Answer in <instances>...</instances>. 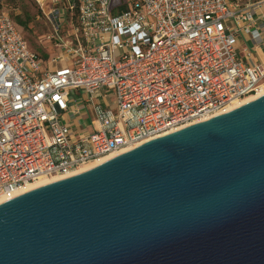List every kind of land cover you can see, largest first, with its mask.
Returning <instances> with one entry per match:
<instances>
[{
  "label": "built area",
  "instance_id": "obj_1",
  "mask_svg": "<svg viewBox=\"0 0 264 264\" xmlns=\"http://www.w3.org/2000/svg\"><path fill=\"white\" fill-rule=\"evenodd\" d=\"M34 1L67 63L43 70L0 9V203L40 177L72 176L226 112L264 85V67L236 49L239 36L261 39L264 0H129L126 9L113 0ZM72 91L94 113L80 128L63 119Z\"/></svg>",
  "mask_w": 264,
  "mask_h": 264
},
{
  "label": "water",
  "instance_id": "obj_2",
  "mask_svg": "<svg viewBox=\"0 0 264 264\" xmlns=\"http://www.w3.org/2000/svg\"><path fill=\"white\" fill-rule=\"evenodd\" d=\"M0 264H264V94L0 203Z\"/></svg>",
  "mask_w": 264,
  "mask_h": 264
},
{
  "label": "rangeland",
  "instance_id": "obj_3",
  "mask_svg": "<svg viewBox=\"0 0 264 264\" xmlns=\"http://www.w3.org/2000/svg\"><path fill=\"white\" fill-rule=\"evenodd\" d=\"M257 0H241L242 3ZM126 2V4H124ZM129 0H113L112 8H128ZM0 9L8 14V16L15 21V18L25 22L26 26L22 29V34L29 46V48L35 52L42 60L43 70H53L59 68L66 58H62L63 48L58 49L55 45V40L51 38L52 26L44 14V12L38 7L34 0H2ZM47 11V9H45ZM16 22V21H15ZM70 28L68 21L62 23L59 34L65 38L66 34H70ZM246 46H250L246 44ZM58 57V58H57ZM80 95V94H79ZM71 96V95H70ZM84 98V99H83ZM82 102L85 104L86 95H83ZM84 100V101H83ZM83 116L90 119L94 118V114L91 109L87 114L86 109H82ZM85 110V111H84ZM88 118V120H89ZM88 120L86 122H88Z\"/></svg>",
  "mask_w": 264,
  "mask_h": 264
},
{
  "label": "crops",
  "instance_id": "obj_4",
  "mask_svg": "<svg viewBox=\"0 0 264 264\" xmlns=\"http://www.w3.org/2000/svg\"><path fill=\"white\" fill-rule=\"evenodd\" d=\"M256 15L261 18L259 20L261 24L260 26L263 30L261 39L254 41L247 36H239L236 40V49L239 52V55L241 57L245 56L246 53H249L250 54L249 61L251 63H260L264 67V6L261 9H258L256 11ZM246 44H249L250 46L248 47L246 46ZM64 64L66 63H63L62 65ZM70 95H71V100L68 104L67 112L63 114V119L67 123H69L72 127L80 128L86 123V121L89 118V116L88 118L86 116H83L84 114H82V111H83L82 109L84 108L86 109V106H87L86 115H88V111L89 109H91V107L87 105L86 103L83 104V102L81 101L83 98V95H86L83 92L72 91L70 92ZM89 120L91 119L89 118Z\"/></svg>",
  "mask_w": 264,
  "mask_h": 264
},
{
  "label": "bare ground",
  "instance_id": "obj_5",
  "mask_svg": "<svg viewBox=\"0 0 264 264\" xmlns=\"http://www.w3.org/2000/svg\"><path fill=\"white\" fill-rule=\"evenodd\" d=\"M264 94V85L262 86V88L257 92V94L255 95H252V96H249V97H246V98H243L241 100H238V101H233L232 103H230L225 110H231L232 108H235L245 102H248L249 100H252L260 95ZM108 159V156L107 157H104V158H100L94 162H91V163H88L86 165H83L81 166L80 168L77 169L76 173H79V172H82L84 170H87L105 160ZM60 177L59 176H50V177H40L38 178L37 180L33 181V182H30L29 184L26 185L25 187V191L27 190H30L32 188H35V187H38V186H41L43 184H46V183H49V182H52V181H55V180H58Z\"/></svg>",
  "mask_w": 264,
  "mask_h": 264
},
{
  "label": "trees",
  "instance_id": "obj_6",
  "mask_svg": "<svg viewBox=\"0 0 264 264\" xmlns=\"http://www.w3.org/2000/svg\"><path fill=\"white\" fill-rule=\"evenodd\" d=\"M258 1V0H257ZM78 2V1H77ZM249 2H255V1H249ZM244 3H247V2H244ZM243 3V4H244ZM124 4H126V2H124ZM117 9H124L123 7L122 8H117ZM16 21V22H15ZM15 21L13 20V23L15 24V26L19 29V31H21V33H22V29H21V27H25L26 26V23L25 22H21V20H18L17 18H15Z\"/></svg>",
  "mask_w": 264,
  "mask_h": 264
}]
</instances>
